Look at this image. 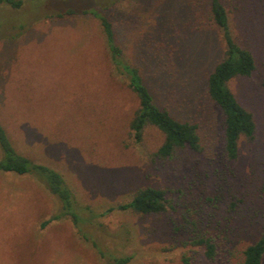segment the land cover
Wrapping results in <instances>:
<instances>
[{
    "label": "rangeland",
    "instance_id": "374dc122",
    "mask_svg": "<svg viewBox=\"0 0 264 264\" xmlns=\"http://www.w3.org/2000/svg\"><path fill=\"white\" fill-rule=\"evenodd\" d=\"M220 1L255 63L251 76L228 84L255 124L234 161L224 154L222 113L206 94L221 49L207 0L0 6V123L16 151L58 171L83 208L75 227L65 216L41 228L60 212L57 198L31 176L0 173V264H115L127 256L125 264H241L264 226V0ZM85 2L106 7L124 59L157 105L197 124L201 152L157 158L163 135L153 126L133 141L137 99L114 73L97 20L55 16ZM144 187L164 191V212L114 208ZM200 237L211 238L212 259L193 243Z\"/></svg>",
    "mask_w": 264,
    "mask_h": 264
},
{
    "label": "trees",
    "instance_id": "16d2710c",
    "mask_svg": "<svg viewBox=\"0 0 264 264\" xmlns=\"http://www.w3.org/2000/svg\"><path fill=\"white\" fill-rule=\"evenodd\" d=\"M21 4L22 0H0V6L19 8ZM207 4L208 22L216 30L221 49L219 60L206 76V94L222 113L224 154L229 161H234L238 156L239 139L252 138L255 124L252 114L238 102L228 84L236 77L251 76L255 70V63L251 52L235 40L223 3L220 0H207ZM105 8L85 2L55 16L61 18L87 14L97 20L114 73L125 80L127 87L137 99V108L129 121L130 133L135 143L142 140L143 131L147 126H153L163 135V141L154 153L157 158L169 159L180 151L201 152V137L197 124L175 118L166 107L157 105L140 70L124 59L122 49L115 40L113 25L104 12ZM0 173L31 176L57 198L60 212L44 220L40 224L41 228L65 216L70 218L74 227L83 221L80 215L83 208L76 205L74 195L62 175L51 167L36 163L18 153L1 123ZM114 208L140 215L159 214L166 208L165 193L162 189L144 187L137 190L129 201ZM112 209L108 208L102 215ZM193 243L203 246L206 258L214 257L215 246L211 238L200 237L193 240ZM242 255L241 264H261L264 256V226L258 239L246 246ZM129 260V256L113 258L115 264H125Z\"/></svg>",
    "mask_w": 264,
    "mask_h": 264
}]
</instances>
